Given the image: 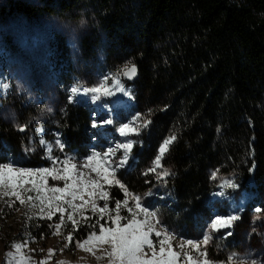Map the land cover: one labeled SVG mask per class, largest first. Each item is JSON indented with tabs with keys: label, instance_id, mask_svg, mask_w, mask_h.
<instances>
[{
	"label": "trees",
	"instance_id": "obj_1",
	"mask_svg": "<svg viewBox=\"0 0 264 264\" xmlns=\"http://www.w3.org/2000/svg\"><path fill=\"white\" fill-rule=\"evenodd\" d=\"M46 1L54 13L93 16L97 29L93 40L84 39L87 49L106 37L109 65L139 70L138 80L126 83L134 87L139 113L151 122L141 131L133 168L118 174L130 193L151 189L149 169L172 135L161 164L172 173L166 179L182 209L207 213L214 175L235 174L258 191L264 167V0ZM19 122L17 127L0 117V161L28 149L26 118ZM88 124L82 106L67 108L61 125L68 152L89 154ZM25 158L31 168L51 167L41 148ZM108 192L110 209L125 200L119 186ZM39 230L35 235L50 236L49 228Z\"/></svg>",
	"mask_w": 264,
	"mask_h": 264
},
{
	"label": "rangeland",
	"instance_id": "obj_2",
	"mask_svg": "<svg viewBox=\"0 0 264 264\" xmlns=\"http://www.w3.org/2000/svg\"><path fill=\"white\" fill-rule=\"evenodd\" d=\"M50 9L52 6L45 0H0V83L8 85L6 90L0 88V117L19 127L20 116H24L30 139L24 156L9 155L7 162H14L17 167L39 169L27 166L25 157L41 148L51 167L54 163L56 167H63L65 159L74 157L78 171L87 173L89 179H97L95 173L82 168L81 164L93 153H103L109 148L115 149L113 156L120 157L123 149L117 148V145L132 141L133 148L127 163L116 172L118 178L121 171L133 168L136 162L134 150L141 147V132L138 136L122 137L118 131L120 124L131 123L133 127H138L145 121L136 104L134 87L123 80V68L120 70L109 65L106 37H102L96 47L92 44L90 49L84 44V39L95 38L97 21L93 16L84 13L68 17ZM116 74L120 75L128 89L127 95L117 91L111 97L93 102L90 96L71 93L77 83L91 87L106 77L108 86L112 87ZM71 105L82 106L89 114L87 127L92 143L87 156L68 152L64 142L61 120ZM109 118L114 121L112 125L102 124ZM94 122L102 126L93 127ZM42 140L51 146V152L41 144ZM59 144L64 145L62 151ZM0 163H4L3 160ZM157 171H162V168ZM214 176V191L205 200V214L200 210L193 212L182 209L166 177L158 178L153 172L151 189L144 194L133 195L141 196L143 206L158 214L160 227L174 235L172 245L177 251L183 241H202L211 231L210 224L217 215L227 218L234 214L240 218L233 227L215 232L207 245L209 259L219 264H245L248 259L264 260V167L257 180L260 185L258 191L247 187L245 181L235 174ZM226 181L234 182L238 187H222ZM63 183L50 177L48 179L49 186L62 187ZM30 187V184L25 185V190ZM110 187L106 185L105 190L108 191ZM24 195L35 196L36 193L25 191ZM84 199L89 197L85 196ZM125 199L129 200L131 206V198L125 196ZM76 203L80 204L81 201L77 200ZM103 204V201H98L99 206ZM71 211L68 208L64 213L65 224L54 234L60 213H56L51 220L41 218L38 208H30L29 204L22 206L15 197L0 195V264H110L106 256V251L110 250L108 246L99 247L95 254L86 252L76 247L78 240L75 236L78 233L84 240L91 231H97L99 224L110 225L107 216L100 219L88 205L84 210V215L89 218L87 223L77 213L74 218L79 227L74 230L67 219ZM121 215H128L123 207ZM43 226L49 228V237L45 234L35 235ZM229 231L231 235H226ZM70 233L74 237L71 244L66 239ZM153 239L155 241L157 238L153 236ZM16 244L21 245L19 251L11 247ZM200 247L203 250L205 245L201 243ZM49 250H53L51 255ZM188 251L185 247L184 252ZM192 252L197 255L195 250ZM230 254L238 255L241 260L231 261ZM181 264H186L184 257Z\"/></svg>",
	"mask_w": 264,
	"mask_h": 264
},
{
	"label": "snow or ice",
	"instance_id": "obj_3",
	"mask_svg": "<svg viewBox=\"0 0 264 264\" xmlns=\"http://www.w3.org/2000/svg\"><path fill=\"white\" fill-rule=\"evenodd\" d=\"M136 74L137 68L135 65H125L122 69V75L127 79H133ZM113 80L114 85L112 87L108 86L107 77L91 87L77 83L72 87L71 93L73 95L90 96L93 102L111 97L117 91L127 95L128 89L124 86L120 75H114ZM0 88L6 90L8 85L0 83ZM150 122V120H145L138 127H133L131 123L120 124L118 127L119 135L122 137H129L133 134L138 136ZM113 123L114 121L111 118L102 121V124L106 125H112ZM102 124L94 122L92 126L99 127ZM20 130L23 131V127ZM175 139L176 136L172 135L164 140L159 149V155L154 161V166L149 169L158 178L168 177L172 174L168 169H163L160 172L157 169L162 168L161 159ZM41 144L51 152L52 148L46 141L42 140ZM58 147L62 151L64 145L59 144ZM117 148L123 149V155L120 157L113 156L115 149L109 148L103 153H93L81 164L82 168L95 173L97 179H89L87 173L78 171L77 163L73 162L74 157L65 159L62 162L63 167H56L54 163L53 167L39 169L17 167L11 161L0 163V195L15 197L22 206L29 204L30 208H38L41 218L51 220L56 213H60L59 222L55 224L54 234L58 233L61 226L65 224L64 213L68 208L72 211L67 219L71 221L73 229L78 230L79 223L74 218L75 215L79 213L84 222L87 223L89 218L84 215V210L88 205H91V212L98 215L100 219L107 216L110 225L107 223L99 224V221H97L99 234H97V231H91L82 242L76 241V247L95 254V250L99 247L108 246L110 250L106 251V256L110 264H181L182 257L185 258L186 264H219V262L209 259L207 245L212 241L215 232L231 229L234 222L240 217L234 214H230L227 218L217 215L210 224L211 231L203 237L202 241L197 242L189 239L180 243L179 251L175 250L172 245V240L175 237L167 229L160 227L158 214L143 206V198L130 193L116 176L118 169L127 163L133 148V142L121 143L117 145ZM49 177L53 181H63V186H49ZM213 179H216V177L213 176ZM27 184H30L31 187L25 190ZM106 185L119 186L125 196L131 198V206L129 200L125 199L123 203L114 201V209H109V192L105 190ZM222 187L236 189L238 185L226 181ZM25 191L34 192L36 195L25 196ZM219 195L223 196L224 193H219ZM85 196L89 199L85 200ZM77 200H80L81 203L77 204ZM34 201L39 203H34ZM98 201H103V206H99ZM65 205H67V208ZM122 207L128 215H121ZM92 227L95 228L96 225H92ZM226 235H231V232H227ZM153 236L157 238L155 241ZM66 239L71 244L74 237L70 233ZM201 243L205 245L203 250L200 247ZM11 247H15L19 251L21 245L16 244ZM185 247L189 249L188 252H184ZM192 250H195L197 255H194ZM49 252L51 255L53 250H49ZM8 255L11 256V252ZM229 259L240 261L241 257L230 254ZM245 264H264V260L248 259Z\"/></svg>",
	"mask_w": 264,
	"mask_h": 264
},
{
	"label": "water",
	"instance_id": "obj_4",
	"mask_svg": "<svg viewBox=\"0 0 264 264\" xmlns=\"http://www.w3.org/2000/svg\"><path fill=\"white\" fill-rule=\"evenodd\" d=\"M136 67V66H135ZM137 68V67H136ZM138 78H139V70H138V68H137V74H136V76L133 78V79H127L126 77H123V79L125 80V81H130V82H135L136 80H138Z\"/></svg>",
	"mask_w": 264,
	"mask_h": 264
}]
</instances>
